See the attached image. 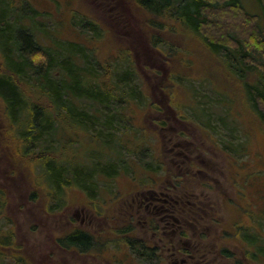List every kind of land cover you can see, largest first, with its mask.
<instances>
[{"label":"rangeland","instance_id":"1","mask_svg":"<svg viewBox=\"0 0 264 264\" xmlns=\"http://www.w3.org/2000/svg\"><path fill=\"white\" fill-rule=\"evenodd\" d=\"M25 1L55 41L90 48L108 79L129 66L136 75L124 81L144 95L126 103L125 88L124 100L105 111L110 127L101 117L88 133L65 131L64 138L76 139L67 140L68 153L83 161L95 152L100 164L113 152L96 138L98 128L120 136L123 149L111 147L123 161L95 185L65 187L59 199L40 178L37 149L24 151L0 98V263L181 264L173 259L178 249L198 253L201 264H264V124L243 99L241 82L175 20L136 0ZM88 21L96 26L89 29ZM217 24L219 32H204L218 35L239 21ZM172 187L196 216L173 236L146 210L147 189ZM77 230L91 236L86 251L59 245Z\"/></svg>","mask_w":264,"mask_h":264},{"label":"trees","instance_id":"2","mask_svg":"<svg viewBox=\"0 0 264 264\" xmlns=\"http://www.w3.org/2000/svg\"><path fill=\"white\" fill-rule=\"evenodd\" d=\"M247 1L256 7L252 8L254 12L247 10L244 0H136L150 14L175 20L222 64L225 72L237 78L243 99L264 124V0ZM38 16L39 12L25 0H0V98L24 151L37 149L35 166L40 167V178L46 179L57 199L65 187L88 188L95 185L99 174L118 172L114 164L123 161L111 147L123 149L120 136L112 139L111 133L102 135L98 128L96 138L113 152L106 156L110 164H100L95 152L86 153L83 161L74 150L68 153L70 143L64 138L65 131L88 133L99 125L101 117L110 127L113 116L109 118L105 111L124 100L125 88H129L126 103L139 101L144 94L125 82L136 75L129 66L115 80L113 75L108 79L100 63L90 56V48L69 40L55 41L50 32L38 27ZM231 17L233 24L236 20L239 24L218 35L204 32L218 30L222 24L217 23ZM87 23L89 29L96 26ZM195 103L199 106L200 102ZM193 113L196 118L203 115L201 110ZM221 119L226 121V117ZM91 241V236L77 230L58 243L83 252Z\"/></svg>","mask_w":264,"mask_h":264},{"label":"flooded vegetation","instance_id":"3","mask_svg":"<svg viewBox=\"0 0 264 264\" xmlns=\"http://www.w3.org/2000/svg\"><path fill=\"white\" fill-rule=\"evenodd\" d=\"M147 190L149 191L148 195L150 196V201L146 206V210L150 208L148 212H152L153 216L159 219L160 223L162 224L161 229H166L168 231V234H170L171 236L175 235L177 233V230L180 229L181 222H186L190 219H196V216L194 212H192V209L187 208V205L185 204L186 199L184 200L183 198H186V196H179L177 194L178 192L176 193L175 187L166 190L161 189V191L155 190L156 192H153L151 189ZM145 200L147 201L148 198L146 197ZM152 219L153 217H150V220L154 222V219ZM164 224L165 227L163 226ZM238 232L245 235L243 229H238ZM144 248L150 249L146 245L144 246ZM197 254L193 255L190 251L182 252L177 249V252L175 251L173 253V259L175 261H178L177 259H180L181 264H201L202 262H204V258Z\"/></svg>","mask_w":264,"mask_h":264}]
</instances>
